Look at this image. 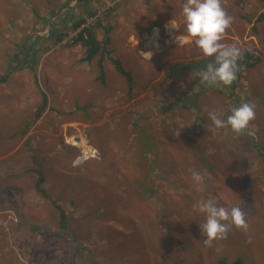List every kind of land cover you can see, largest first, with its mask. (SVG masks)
<instances>
[{
	"label": "rangeland",
	"instance_id": "1",
	"mask_svg": "<svg viewBox=\"0 0 264 264\" xmlns=\"http://www.w3.org/2000/svg\"><path fill=\"white\" fill-rule=\"evenodd\" d=\"M134 1L0 0V28L14 26L13 32L0 30V41L11 35L0 57L5 66L0 64V76L7 75L0 81V121H4L0 124V264H82L85 256L74 245L84 247L82 252L98 264H214L223 257L228 262L238 258L244 264H264V161L257 154L264 152V18L255 21L264 12V0H220L231 23L219 43L250 46L262 54L227 87L201 83L199 73L212 58L204 57L193 38L181 30L180 12L171 17L176 9L157 3L149 14L137 9ZM111 7V20L103 24L110 26L111 52L103 58L101 75L96 61L83 60V47L71 45L74 33L69 32L71 23L86 11H93L87 18L92 23ZM67 12L72 17L63 15L55 22L58 14ZM1 19L11 24L4 27ZM249 19L254 20V30L245 21ZM151 22L161 23L148 27ZM170 22L175 29H167ZM151 34L156 45L149 47L153 53L146 51L143 56V44ZM24 35H29L28 46L36 36H44L36 41L29 65V59L21 63L28 48L15 47ZM56 36H62L58 43ZM23 51L17 62H8L10 55ZM113 59L134 77L133 96L129 97ZM174 97L179 104L164 112L163 105ZM26 99L29 105H24ZM44 100L41 116L33 120ZM194 100L195 109L181 107ZM241 103L254 106L255 116L245 129L237 133L211 126L208 112L224 118ZM9 110L19 111V120L6 115ZM79 139L98 147L97 159L92 147L93 157L75 163ZM152 144L161 163H186L189 175L165 164L166 189L148 191L144 179L142 194L129 196L122 207L114 193L108 203L88 193L89 175L104 181L118 179L119 184L140 175V153L132 147L139 145L149 155ZM25 156L28 168L22 167ZM30 167L43 170L47 196L68 211L75 241L60 230L58 210L37 191ZM171 178L178 186L169 183ZM137 184L130 183L133 188ZM101 194L107 202V194ZM209 196L239 207L247 227H229L222 239L205 245L199 230L204 216L193 206ZM108 205L110 212H97L98 206L108 211ZM95 220L100 221L97 228ZM86 230L90 239L83 237Z\"/></svg>",
	"mask_w": 264,
	"mask_h": 264
},
{
	"label": "trees",
	"instance_id": "2",
	"mask_svg": "<svg viewBox=\"0 0 264 264\" xmlns=\"http://www.w3.org/2000/svg\"><path fill=\"white\" fill-rule=\"evenodd\" d=\"M263 0H259V2H262ZM79 2V0H77L76 4ZM134 3L137 4L136 8L141 10V8H144L146 11L149 12L150 8H152L155 4L160 3L163 5H166L168 8H173L176 9L175 13L171 16L174 17L178 12L181 11V7H182V2L181 0L176 3L175 0H135ZM31 8H33V6H31ZM71 10H69V12H71ZM67 12L66 14L64 13H60L56 16L55 22L59 21V17L63 16V15H67L68 17H72V13ZM53 14V12H51ZM85 15L83 16H79V18L75 19L72 23V31H70L69 33L73 32L74 34L71 36V45H80L83 47L84 49V55H83V60L87 61V62H94L96 61L97 64L100 66V73L102 75L103 72V64H104V60L103 58L108 55L111 50L109 49V41L110 38L108 36V32H109V27L106 28L103 26V24L110 22L112 14H113V7H111L105 14H102L101 17H99L96 21H93L92 23L87 22V18L93 16V11H86V13H83ZM149 14H151V12H149ZM54 15V14H53ZM150 16V15H149ZM242 16V15H241ZM49 15L48 17H42V23H45L48 21ZM245 17L242 16L241 19H244ZM262 18H264V12L263 13H259L258 17L255 19L256 22H259L262 20ZM245 20L249 25L252 26V21L251 19ZM2 21V25L4 24V27H7L8 24H11V22H7L6 19H1ZM161 23V22H160ZM160 23H152L148 25V27H151L152 25H159ZM11 28H3L1 26L0 30H6L8 31V29H10L13 32V25L11 24ZM249 27L250 30H254V27ZM53 28V27H52ZM247 28V27H246ZM256 28V27H255ZM102 30L103 35L102 37H98V31ZM181 30L184 31V25L181 26ZM53 29H51L48 33V36H46V38H49L52 35ZM2 35H5V32L2 33ZM13 36V35H12ZM9 37H11V35H9V33H7L5 35V38L0 41V57L1 53L4 52L5 50H7V47L9 46V44L11 43V40L9 39ZM29 35H24L22 37H20L18 40L20 41L19 44L15 45V47L17 49H25L28 48V43H27V39H28ZM57 39L56 43H58L60 40H62V36H56ZM44 39V36L42 37H38L36 36L33 40L32 43V49L30 51L29 56L27 57V59L23 62L26 63L27 60L28 64L31 63L30 60H34L33 57L35 56L34 53H36V51L34 52V45L37 44V40H41ZM3 46V48H1ZM241 49L242 52V56L241 58L237 61L238 64V71L236 72V76L240 75L243 71V67H249L252 65H255L257 63V61L261 58V52L256 51L255 49H253L250 46H243V47H239ZM109 50V51H108ZM25 51H23L21 53V55H16V54H12L9 56V63H15L19 60L20 57H22L24 55ZM7 58V55L6 57ZM113 63L115 66V69L117 70V72L122 75L125 80H126V85H127V91L129 93V97L133 96L131 93L133 92V90L135 89V84H134V77L132 76V74L124 69V67L120 64V62L117 59H113ZM1 65L4 66V64H2L0 62ZM11 64H8V66H10ZM31 65V64H30ZM2 67V66H1ZM5 67V66H4ZM6 70L9 72L11 69L9 67L6 68ZM7 79V75H2L0 76V81L3 82ZM179 103L175 100V97L170 100L168 103H165L163 105V109L164 112L168 111L169 109L176 107ZM46 105V100H44L42 103L38 104V108L36 110V112L34 111V119L36 120L38 119L44 108ZM193 105H197L194 101H190L188 103H182V108L185 109H189V108H194ZM195 109V108H194ZM156 123V120L154 119V121ZM132 124H135V121H132ZM140 124V123H137ZM137 134V132H136ZM136 134L131 136L132 139L136 138ZM134 145V144H133ZM132 145V146H133ZM92 146V145H91ZM96 148H95V147ZM92 146L95 150H96V157L95 159H97L98 157V147L96 145ZM136 147V148H133ZM132 149L134 150V152L140 153L138 156V167L140 169V175H137L136 178H126V179H122L120 181V184L118 183V179H114L111 181H107V180H100L95 178L93 175H89L88 178V193L91 194V196L95 195V198H98L99 201L103 202V203H108L109 200H111L110 198H113L112 194L114 193V197H116L115 201L118 202L119 206H124L125 204H127L128 198L129 196H132L137 194V195H141V190L143 181L144 179H147V185L149 187V189L147 188L148 191L151 190H155L156 192L159 191V189L161 190L166 189L163 186V183L166 181V174L164 172H162L163 167L165 166V164H171L173 165V168L176 170H179L181 173L185 174V175H189L188 174V170H187V165L186 163H161L160 159L156 157L155 155V147L152 144L151 149H147V151L149 152L148 154H145L143 152V150L138 146H133ZM151 151H154V156H150ZM257 154L258 156L261 158V160L264 161V152L257 150ZM94 159L89 160L92 161ZM254 161V160H251ZM157 162V163H156ZM256 162V161H254ZM95 166L100 165L101 163H94ZM106 163H103V165L105 166ZM29 172H31L33 175L36 176V181H35V186L37 191L39 192V194L49 198L47 196V192L46 189L44 188V183L46 181V177L43 173V170L41 168H37V167H30L28 169ZM173 171V169L171 170ZM232 181L234 180L233 177L231 179ZM132 181L137 182V186L135 188H133L130 183ZM169 183L175 187L178 186L177 181H174L172 178L169 180ZM172 190V189H171ZM101 191H103L106 195V199L107 202L102 200L99 196L102 195ZM161 194V193H160ZM159 194V195H160ZM143 196L145 197V194H143ZM152 199H156L155 196L151 197ZM51 199V198H49ZM53 205L56 207V209L58 210V214H59V228L60 230L69 233L70 236V241H75L77 239V234L75 233L74 229L69 226L68 224V217H67V213L68 211L63 208L60 204L56 203L57 201H55L54 198L51 199ZM113 200V199H112ZM114 201V200H113ZM88 203H90V201H88ZM114 204V203H113ZM94 207V206H93ZM91 207V208H93ZM111 211V207L110 205H108V211H104L103 209H101V206H98L97 212H110ZM96 222H100L98 220L92 221L93 225L97 228V224ZM101 223H100V227H101ZM91 227V226H90ZM89 228V227H88ZM84 238L90 239L91 235L89 234L88 230H86L84 232L83 235ZM74 247L80 250H75L80 256H85L83 259L82 264H98V261L93 262V259L91 256L85 254L84 252H82V250H84V247L77 246L74 245ZM214 264H244L240 259L238 258H234L233 260H231L230 262H228V259L223 257L220 258L219 260H217L216 263Z\"/></svg>",
	"mask_w": 264,
	"mask_h": 264
},
{
	"label": "clouds",
	"instance_id": "3",
	"mask_svg": "<svg viewBox=\"0 0 264 264\" xmlns=\"http://www.w3.org/2000/svg\"><path fill=\"white\" fill-rule=\"evenodd\" d=\"M180 15L184 30L188 37L193 38L195 46L204 57H211L204 69L199 73L201 83L211 86L227 87L236 79L237 61L242 52L236 46H224L219 41L225 29L230 26L231 17L221 7L220 0H184ZM175 29V25L170 22ZM223 114L208 112V119L214 129H227L240 132L245 129L254 116V106L241 103ZM195 180H200L194 174ZM193 211L204 216L199 230L204 236V244L210 245L213 240L222 239L229 227L246 228L244 213L237 206H226L218 203L216 197L209 196L198 201Z\"/></svg>",
	"mask_w": 264,
	"mask_h": 264
},
{
	"label": "built area",
	"instance_id": "4",
	"mask_svg": "<svg viewBox=\"0 0 264 264\" xmlns=\"http://www.w3.org/2000/svg\"><path fill=\"white\" fill-rule=\"evenodd\" d=\"M148 37V36H147ZM150 38L148 39V38H146V41H145V43L143 44V47H142V50H144V51H141V52H144V54H143V56H147V53H146V51H149L150 53H153L151 50H150V45L152 44L154 47H155V43L153 42V40H154V38L155 37H153V34H151L150 36H149ZM151 42V43H150ZM75 140V139H74ZM79 141H82V142H78V141H76L78 144H76V145H79L80 146V152L78 153V155H77V157H76V159H75V163H83L86 159H88L89 157H93L94 156V154H95V150L92 148V147H90L89 145V147L86 145V143L85 142H83V140L82 139H79Z\"/></svg>",
	"mask_w": 264,
	"mask_h": 264
},
{
	"label": "crops",
	"instance_id": "5",
	"mask_svg": "<svg viewBox=\"0 0 264 264\" xmlns=\"http://www.w3.org/2000/svg\"><path fill=\"white\" fill-rule=\"evenodd\" d=\"M62 64H64V62H62ZM60 88L63 89V87H60ZM24 105H29V99H26V100H25ZM23 109L25 110L26 107H23ZM5 114H6V115L12 114V115H13V116L11 117L12 120H15V119H16V120H19V119H18V118H19V111L15 113V111H10V110H9V111L6 112ZM1 120H2V119H1ZM2 123H4L3 120L0 121V124H2ZM28 157H30L29 154H28ZM1 158H2V156L0 155V159H1ZM1 160H3V159H1ZM1 160H0V163H2ZM24 160L27 161V157H26V156L24 157ZM26 161L24 162V164H25V163H26V164H25V165L23 164L22 167H23V166H26V167L28 168L27 164L29 163V161H27V162H26ZM34 162H35V161H34ZM9 173H13V172H9Z\"/></svg>",
	"mask_w": 264,
	"mask_h": 264
},
{
	"label": "water",
	"instance_id": "6",
	"mask_svg": "<svg viewBox=\"0 0 264 264\" xmlns=\"http://www.w3.org/2000/svg\"><path fill=\"white\" fill-rule=\"evenodd\" d=\"M50 26H51V24H50ZM48 32H49V31H48ZM31 48H32V43H29L27 54H26L25 57L22 59L21 63H22L23 61H25V59L28 57V55H29V53H30V51H31Z\"/></svg>",
	"mask_w": 264,
	"mask_h": 264
},
{
	"label": "bare ground",
	"instance_id": "7",
	"mask_svg": "<svg viewBox=\"0 0 264 264\" xmlns=\"http://www.w3.org/2000/svg\"><path fill=\"white\" fill-rule=\"evenodd\" d=\"M167 29L168 30H173L174 28H172L169 24H167Z\"/></svg>",
	"mask_w": 264,
	"mask_h": 264
}]
</instances>
